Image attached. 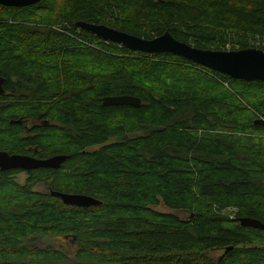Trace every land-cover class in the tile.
<instances>
[{"label": "trees", "instance_id": "16d2710c", "mask_svg": "<svg viewBox=\"0 0 264 264\" xmlns=\"http://www.w3.org/2000/svg\"><path fill=\"white\" fill-rule=\"evenodd\" d=\"M78 21L144 39L169 32L203 50L264 51V0L0 5V122L14 92L11 104L43 108L57 123L42 131L47 151L69 157L24 186L0 174V264H264V231L237 220L264 223V126L255 124L264 121V82L134 51ZM123 95L141 106L103 105ZM18 131L0 124L1 150L24 148ZM50 179L51 191L103 204L67 206L33 190ZM39 238L62 244L33 246Z\"/></svg>", "mask_w": 264, "mask_h": 264}, {"label": "water", "instance_id": "95a60500", "mask_svg": "<svg viewBox=\"0 0 264 264\" xmlns=\"http://www.w3.org/2000/svg\"><path fill=\"white\" fill-rule=\"evenodd\" d=\"M43 0H0L1 6L24 8L36 5ZM75 26L98 38L125 46L131 50L149 54L171 53L185 58L194 64L225 74L235 80L246 82H264V51L258 48H249L237 51L202 50L187 43L176 40L169 32L154 39L140 38L123 31H118L106 25L92 24L78 21ZM6 79L0 77V95L4 93ZM103 105L140 107L141 100L132 96H111L103 99ZM256 125L264 126V121H256ZM68 156H55L47 160H37L27 156H10L0 151V170L10 169L30 171L34 169H60L68 160ZM52 196L60 198L64 204L82 208L101 206L102 201L75 193L53 192ZM244 228L264 231L261 220L241 217L237 219ZM232 250L228 248L226 252Z\"/></svg>", "mask_w": 264, "mask_h": 264}, {"label": "flooded vegetation", "instance_id": "af4514ba", "mask_svg": "<svg viewBox=\"0 0 264 264\" xmlns=\"http://www.w3.org/2000/svg\"><path fill=\"white\" fill-rule=\"evenodd\" d=\"M14 93V92H13ZM13 93H10L9 96V106L6 109V116L5 121L6 124L4 125V130L8 129V125H16L19 129L18 136L20 138V141L22 142H28L24 146V148L21 151L9 153V151L1 150L2 152H6L9 155H20V156H27L32 157L37 160H47L52 157L57 156L58 154L53 152H48L47 148L45 146H48L44 142L47 141L46 135L42 133L43 130H49L57 125V123H53V121L47 117V112L42 109H38L37 111L29 110L28 105L25 103H12V101L16 100L13 95ZM25 105L23 106V111L21 110V113L19 114H13L17 106ZM6 126V127H5ZM33 139H38L39 143H31L29 141H32ZM45 145V146H44ZM63 166V165H62ZM41 170V169H34L30 171H23V170H9L1 173H6L10 176L24 173L30 178L31 172ZM45 170H52V169H45ZM57 171V170H56ZM51 191V190H50Z\"/></svg>", "mask_w": 264, "mask_h": 264}, {"label": "rangeland", "instance_id": "374dc122", "mask_svg": "<svg viewBox=\"0 0 264 264\" xmlns=\"http://www.w3.org/2000/svg\"><path fill=\"white\" fill-rule=\"evenodd\" d=\"M40 12H39V16H40ZM43 15H45V13L43 14ZM7 114V113H6ZM6 114L3 116V118H2V121L0 122V124H1V126H3V125H5L6 124V121H5V116H6ZM130 136V135H129ZM119 140H121V138H118V140H116V141H119ZM112 141V140H111ZM114 141V140H113ZM69 167H67L66 169H68ZM11 178L13 179V180H15V182L18 184V185H20V186H24V185H27L28 184V176L26 175V174H24V173H19V174H16V175H13V176H11ZM52 180L53 179H50V180H47V181H44L43 183H39L38 185H36L35 187H34V191H36V192H40V193H42V194H50V185L52 184L51 182H52ZM156 209L158 210V211H161V212H164V213H166V212H169V210H168V208L167 207H165L163 204H160L158 207H156ZM180 214V216L181 217H183V218H185L186 217V215L185 214H181V213H179ZM62 240H64V239H62ZM69 238H66V241H67V247H68V245H69ZM263 243V242H262ZM62 243H61V241L60 240H57V239H55V238H39V239H37L36 241H35V243H34V245L33 246H36V247H41V248H45V247H47L48 245H54V246H59V245H61ZM71 245H72V243H71ZM66 248V247H65ZM221 253L220 252H217V253H214V254H212L211 256L212 257H217V256H219Z\"/></svg>", "mask_w": 264, "mask_h": 264}, {"label": "bare ground", "instance_id": "6f19581e", "mask_svg": "<svg viewBox=\"0 0 264 264\" xmlns=\"http://www.w3.org/2000/svg\"><path fill=\"white\" fill-rule=\"evenodd\" d=\"M199 49V48H198ZM203 50V49H202ZM214 51V50H213ZM146 54H149V53H146ZM200 66V65H199ZM217 72V71H216ZM7 81V80H6ZM4 92H5V90H4ZM4 94V93H3ZM2 95V94H1ZM2 152V151H1ZM6 153V152H5ZM8 154V153H7ZM11 156V155H10ZM12 156H20V155H12ZM10 170H17V169H10ZM56 170H58V169H56ZM53 192H57V191H51V193H53ZM63 193V192H62ZM52 195V194H51ZM54 197V196H53ZM58 198V197H57ZM60 199V198H59ZM61 200V199H60ZM62 201V200H61ZM63 202V201H62ZM66 205V204H65ZM67 206H69V205H67ZM97 207V206H96Z\"/></svg>", "mask_w": 264, "mask_h": 264}]
</instances>
